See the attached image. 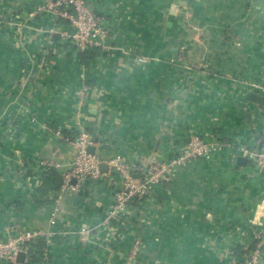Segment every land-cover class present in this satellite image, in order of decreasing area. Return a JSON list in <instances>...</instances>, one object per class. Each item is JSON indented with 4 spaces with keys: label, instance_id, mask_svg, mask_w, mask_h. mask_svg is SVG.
Here are the masks:
<instances>
[{
    "label": "crops",
    "instance_id": "crops-1",
    "mask_svg": "<svg viewBox=\"0 0 264 264\" xmlns=\"http://www.w3.org/2000/svg\"><path fill=\"white\" fill-rule=\"evenodd\" d=\"M49 1L0 0V238L10 225L47 228L61 189L36 203L38 163L55 161L62 175L74 153L58 131L145 170L184 152L191 135L260 149L264 100L253 96L264 95L249 86L264 87V0H86L113 47L89 62L50 33L68 21L36 13ZM238 157L225 146L171 172L114 234L102 220L118 176L66 192L46 264H125L134 238L143 249L131 264H244L264 233V170Z\"/></svg>",
    "mask_w": 264,
    "mask_h": 264
},
{
    "label": "built area",
    "instance_id": "built-area-1",
    "mask_svg": "<svg viewBox=\"0 0 264 264\" xmlns=\"http://www.w3.org/2000/svg\"><path fill=\"white\" fill-rule=\"evenodd\" d=\"M37 14L50 13L54 22L65 20L69 22L70 30L51 29L50 33L58 35L61 39L68 40L79 53L88 50L99 49L102 52H112V35L103 19L97 16L88 6L86 0H53L37 8ZM185 54V48H181ZM140 63H147L148 58H138ZM203 69L206 67L203 65ZM250 91H260L264 95V87L250 85ZM48 129L49 127H45ZM59 138L64 139L60 131L55 133ZM73 150V158L67 169L62 173L63 183L60 194L55 199V206L48 218L47 228L15 230L10 225L5 228V239L0 238V264H21L17 262L20 253L26 254V260L30 257L32 245L42 241L45 244L43 249V263L46 264L50 255L53 241L57 235L56 229L60 228V203L64 194L68 191H75L81 185L89 181H102L112 175L118 176V187L115 192L114 202L108 208L102 220L103 228H108L114 234V222L125 218L132 211L133 205L150 197L158 184L168 181L171 172L182 169L191 164L207 159L221 152L225 146L232 148L239 156L245 157L253 165L260 166L264 170V138L262 149L246 143H230L225 145L218 141H206L198 135H191L187 149L170 157L159 154L145 170L142 166L131 163L122 155H117L109 160H100L97 154L88 152L89 146H95L94 142L85 133H82L74 140L64 139ZM44 170H62V165L55 161H41L38 163ZM106 165L107 171L102 172L101 166ZM76 184H72L73 181ZM119 228V227H118ZM119 232V231H118ZM82 234L88 231H81ZM254 249L244 256V264H260L264 251V233L256 231L253 234ZM143 243L140 239L134 238L129 248L127 262L131 264L140 256ZM111 264V263H110Z\"/></svg>",
    "mask_w": 264,
    "mask_h": 264
},
{
    "label": "trees",
    "instance_id": "trees-1",
    "mask_svg": "<svg viewBox=\"0 0 264 264\" xmlns=\"http://www.w3.org/2000/svg\"><path fill=\"white\" fill-rule=\"evenodd\" d=\"M96 50H99V49H92V50H88L84 53H82L81 57L82 59L85 61H90L92 59L95 58V54H96ZM254 97V100L260 102L262 100H264V96L261 97V98H257V95L256 97ZM64 139H68V140H74L76 138H74L73 136L70 135L69 133V130H65L64 132ZM42 184L40 186V188L38 189L40 195H42V198H39V195L36 197H34L36 203L40 204L42 203L43 200L41 199H44L43 197L46 198V195H52V194H55L57 192H59V190L61 189V186H62V183H63V179H62V175H60V172H57L55 169H48V170H45L43 172V176H42ZM47 202V204L49 203L48 201H45V203ZM139 202V201H137ZM50 204V203H49ZM134 204H137L136 202ZM45 247V244L42 242V241H39L38 243L32 245V249H31V252H30V259H34L35 262L36 261H41L43 259V249ZM254 249V246L252 247L251 250ZM247 254V253H246ZM39 258V259H38Z\"/></svg>",
    "mask_w": 264,
    "mask_h": 264
},
{
    "label": "water",
    "instance_id": "water-1",
    "mask_svg": "<svg viewBox=\"0 0 264 264\" xmlns=\"http://www.w3.org/2000/svg\"><path fill=\"white\" fill-rule=\"evenodd\" d=\"M262 146H263V142L260 144V150L262 149ZM88 152H89L90 154H96V149H95V147H94V146H89V147H88ZM98 157H99L100 160H103V156H102L101 154H99ZM237 163H238V165H240V166H246L247 163H248V160H247L245 157L240 156V157L237 158ZM107 169H108V168H107L106 165H102V166H101V170H102V172H106ZM72 184H76V181L74 180V181L72 182ZM25 259H26V254H25V253H20V254L18 255L17 262L23 264V263L25 262Z\"/></svg>",
    "mask_w": 264,
    "mask_h": 264
},
{
    "label": "rangeland",
    "instance_id": "rangeland-1",
    "mask_svg": "<svg viewBox=\"0 0 264 264\" xmlns=\"http://www.w3.org/2000/svg\"><path fill=\"white\" fill-rule=\"evenodd\" d=\"M184 48H186L185 46H183Z\"/></svg>",
    "mask_w": 264,
    "mask_h": 264
}]
</instances>
